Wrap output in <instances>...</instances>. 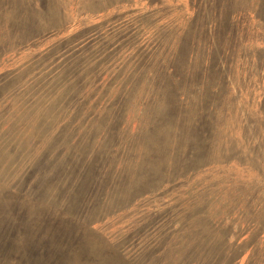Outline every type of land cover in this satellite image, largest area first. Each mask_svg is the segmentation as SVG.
I'll return each mask as SVG.
<instances>
[{
  "label": "rangeland",
  "instance_id": "374dc122",
  "mask_svg": "<svg viewBox=\"0 0 264 264\" xmlns=\"http://www.w3.org/2000/svg\"><path fill=\"white\" fill-rule=\"evenodd\" d=\"M0 264H264V0H0Z\"/></svg>",
  "mask_w": 264,
  "mask_h": 264
}]
</instances>
